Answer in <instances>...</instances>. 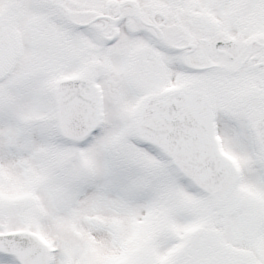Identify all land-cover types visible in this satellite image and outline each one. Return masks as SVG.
<instances>
[{"label": "snow or ice", "instance_id": "1", "mask_svg": "<svg viewBox=\"0 0 264 264\" xmlns=\"http://www.w3.org/2000/svg\"><path fill=\"white\" fill-rule=\"evenodd\" d=\"M0 264H264V0H0Z\"/></svg>", "mask_w": 264, "mask_h": 264}]
</instances>
